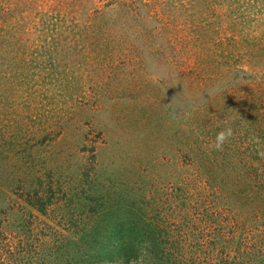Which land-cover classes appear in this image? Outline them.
I'll list each match as a JSON object with an SVG mask.
<instances>
[{"label":"rangeland","instance_id":"374dc122","mask_svg":"<svg viewBox=\"0 0 264 264\" xmlns=\"http://www.w3.org/2000/svg\"><path fill=\"white\" fill-rule=\"evenodd\" d=\"M253 151L264 0H0V264H264Z\"/></svg>","mask_w":264,"mask_h":264},{"label":"trees","instance_id":"16d2710c","mask_svg":"<svg viewBox=\"0 0 264 264\" xmlns=\"http://www.w3.org/2000/svg\"><path fill=\"white\" fill-rule=\"evenodd\" d=\"M263 152L264 151H262L261 153L263 154ZM256 153H259V152L253 151V152L250 153V159H251V163L253 165L255 163V160H259V161L262 160V155L261 154L257 155ZM253 165L250 166V169L253 171V173H249V174L250 175H254V177L253 178H250V179H251L252 184L254 183V185H255L254 187L257 188L256 189L257 191H255L254 187L251 186L250 193H252L253 196L256 195V197H257L261 193H262V195L264 194V164L262 166H258L257 164H255L254 166ZM237 177L238 176L236 175L235 178H234V181L236 179L237 180L239 179V177L238 178ZM241 185H244L243 182L241 183ZM240 190H243V189H240ZM239 192H241V196H242V193H245L244 190L243 191H239ZM239 192H237V193H239ZM237 193L234 191V194L233 195L235 196L236 200L238 201V195H237ZM120 226L117 228V230H114V234L113 235L109 236L108 242H106V244L103 247V252H104V254L106 253V255H105V258L106 259L108 257H109L108 259H112L110 257H113L114 258V256H112V255H115V252L110 251V250H112V249H110V245L112 244L111 242H113L116 238H118V240L119 239H123L122 236L125 235L124 232H122L123 231L122 227H120ZM135 234L136 233H133L132 235H135ZM122 249H124V248H122Z\"/></svg>","mask_w":264,"mask_h":264},{"label":"clouds","instance_id":"9594fccd","mask_svg":"<svg viewBox=\"0 0 264 264\" xmlns=\"http://www.w3.org/2000/svg\"><path fill=\"white\" fill-rule=\"evenodd\" d=\"M232 129L226 128L225 130L219 132L216 136L215 141L210 145L213 150L220 151L223 148L224 143L232 136ZM150 247V242L145 241L142 245H140L141 249V264H143V258L147 255V249ZM133 264H136L134 261Z\"/></svg>","mask_w":264,"mask_h":264}]
</instances>
